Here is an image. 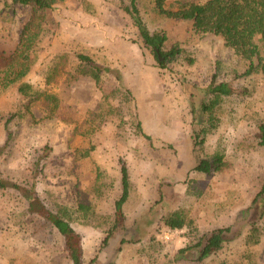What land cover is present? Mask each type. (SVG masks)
Returning <instances> with one entry per match:
<instances>
[{
    "label": "rangeland",
    "instance_id": "374dc122",
    "mask_svg": "<svg viewBox=\"0 0 264 264\" xmlns=\"http://www.w3.org/2000/svg\"><path fill=\"white\" fill-rule=\"evenodd\" d=\"M57 6L58 13L48 12L52 32L39 41L38 59L23 79L33 94L19 93V82L0 86V179L8 182L0 187V264H71L56 229L25 212L23 188L31 185L48 208L64 209L81 236L85 264H264V199L256 207L252 202L264 182V151L256 138L264 123L260 72L243 76L244 62L222 40L195 33L189 21L156 14L148 0H139L146 25L165 32L166 48L182 44L194 58L191 64L159 66L120 0H64ZM29 12L27 5L0 0L1 62L13 51ZM89 25L114 38L106 46L88 45L79 34ZM121 39L134 42L135 49L118 48ZM60 50L69 51L71 67L76 50L109 69L99 84L90 76L69 78V65L47 81L48 65ZM215 71L217 80L247 92L222 96L204 116L201 88ZM127 89L131 101L123 99ZM137 120L148 138L137 131ZM195 133L198 140L203 136L201 144H194ZM215 151L224 160L221 171L192 169ZM120 158L129 180L125 218L105 240L109 224L103 218L110 222L122 191ZM193 179L198 196L186 192ZM177 208L187 223L164 226L161 216ZM255 212L262 232L256 242H245ZM225 226L236 236L202 260L195 248L180 251Z\"/></svg>",
    "mask_w": 264,
    "mask_h": 264
},
{
    "label": "trees",
    "instance_id": "16d2710c",
    "mask_svg": "<svg viewBox=\"0 0 264 264\" xmlns=\"http://www.w3.org/2000/svg\"><path fill=\"white\" fill-rule=\"evenodd\" d=\"M64 0H12L13 3L27 5L30 12L18 33V38L13 51L1 62L0 56V86L5 88L13 83H18L19 93L22 95H32L34 87L29 82L24 81V77L28 74L32 66L38 59L37 46L39 41L47 33L52 32V20L48 16L49 11L59 12V3ZM151 3L153 11L161 16L174 18L178 20H186L190 22V26L195 33L211 34L212 36L222 40L227 49L232 51L234 56L239 57L244 62L246 68L241 73L243 76L255 74L259 71L264 77V55L262 47L264 45V0H148ZM4 4H7L4 2ZM120 6L131 19L133 26L136 28L142 44L150 50L156 57L161 67L168 68V63L191 64L194 58L190 56L188 50L178 43H171L166 48L167 35L162 29L150 28L144 22L140 13L139 0H120ZM69 51L60 50L54 56L52 64L48 65L49 70L46 72V80L50 81L55 73L65 71V66L69 65ZM75 59L74 66L67 70L69 78L78 76H90L96 84L100 83L101 75L109 68L103 66L96 61L90 54L82 51H72ZM217 72L211 74L208 84L201 88V97L198 107L202 114H210L212 107L219 102L222 96L237 95L238 93L247 92L245 89L238 91V88L228 80H217ZM119 79L120 76L117 75ZM114 92V91H113ZM112 92V93H113ZM244 92V93H245ZM124 100H133V94L130 89L124 92ZM8 120H6L5 125ZM137 131L148 138L149 135L143 132L141 122L135 123ZM209 129L206 126L200 128L203 134ZM194 144H201L203 136L198 140V134L195 133ZM256 138L258 145L264 151V123H260L257 127ZM222 154L215 151L210 157L201 158L192 168L201 173L210 174L222 170L224 165ZM120 164V182L121 194L114 201V212L110 217L103 218L109 226L106 229V238L109 237L114 230L122 226L124 222L123 205L128 198L129 180L126 162L123 158L119 159ZM8 182L0 179V187H7ZM16 189L21 186L12 183ZM23 196L26 199L25 212L27 214L38 215L51 224L63 239V248L66 251L71 264H85L83 261V248L80 234L73 228L70 219L65 215L64 209L54 211L41 200L34 189V185L30 188H23ZM264 182L261 189L253 198V203L257 204L264 199ZM187 193L200 195L201 191L194 185V179L190 180ZM261 203V202H259ZM81 204V203H80ZM79 204V208L86 211V207ZM257 211V210H256ZM261 212V211H260ZM260 214L255 212L250 219L248 233L245 236V242H256L259 239L260 224L258 220ZM162 224L168 228H181L186 223V215L184 210L177 208L166 212L160 218ZM205 236V238H204ZM236 236L232 232L230 226L217 227L212 229L208 234L201 235V238L192 244L181 248H195L198 253L197 260H202L206 256L220 249L222 243Z\"/></svg>",
    "mask_w": 264,
    "mask_h": 264
},
{
    "label": "crops",
    "instance_id": "0c3cea01",
    "mask_svg": "<svg viewBox=\"0 0 264 264\" xmlns=\"http://www.w3.org/2000/svg\"><path fill=\"white\" fill-rule=\"evenodd\" d=\"M80 38L82 41H84L85 43H87L90 46H100V45H104L106 46L107 44L110 43V41L114 38V33H108L105 32L103 30H99L96 27H93V25H89L85 30H81L80 32ZM123 45V46H121ZM121 46V47H120ZM117 47L122 48V47H126L128 49V51L132 52L135 49V45L134 42H132L131 40L127 42L126 39H121L117 45ZM117 48V50H118ZM129 52V54H130ZM142 57V56H141ZM138 59V58H137ZM140 60V59H139ZM141 62L145 65H147V67H153L151 64L150 60H146L145 62L142 60L141 58ZM141 76V74H140ZM141 78H144L143 76ZM144 83L147 86H152L153 83H150L148 81H146V79L144 78Z\"/></svg>",
    "mask_w": 264,
    "mask_h": 264
}]
</instances>
